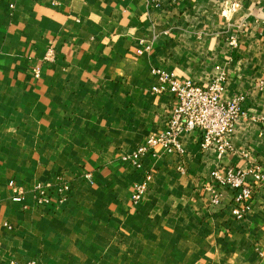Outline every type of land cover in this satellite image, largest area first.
<instances>
[{"label": "crops", "instance_id": "obj_1", "mask_svg": "<svg viewBox=\"0 0 264 264\" xmlns=\"http://www.w3.org/2000/svg\"><path fill=\"white\" fill-rule=\"evenodd\" d=\"M155 68L226 77L233 150L184 131L182 153L124 159L168 128ZM262 83L264 0H0V264H264V186L237 218L212 176L264 171Z\"/></svg>", "mask_w": 264, "mask_h": 264}, {"label": "built area", "instance_id": "obj_2", "mask_svg": "<svg viewBox=\"0 0 264 264\" xmlns=\"http://www.w3.org/2000/svg\"><path fill=\"white\" fill-rule=\"evenodd\" d=\"M181 0H171L172 3H178ZM237 4H230L225 11L234 12ZM55 52L49 49L48 59L54 56ZM51 56V57H50ZM158 75L159 83L153 88L156 93H164L169 86V90L174 94L175 101L168 119V128L162 133H156L148 136L145 142L131 154L124 157L131 160L134 164L137 159L155 147H161L166 152L182 153V144L179 135L184 131H195L200 136L201 147L204 150H217L220 154L233 150L232 138L235 132V125L241 116L243 97L227 98L225 96L227 89V79L225 76L212 79L207 85H198L192 81H182L175 77L174 74L164 71L160 68L153 69ZM36 75L39 71L36 69ZM264 88V84L262 83ZM264 126V115L260 117ZM252 175L253 182H248L247 178ZM212 176L220 186L227 187L233 192V211L237 218H243L249 208L250 202L255 192L264 186V171L261 166L256 165L252 169L243 170L230 167L224 172L216 169ZM146 180L136 187L134 201H139L148 187ZM37 191L41 196L38 198L39 203L49 201L45 196L47 188L39 184ZM69 190V186L62 188V194ZM15 200H21L22 196L18 195ZM65 195L59 199L64 201ZM213 203L219 204L220 197L214 195Z\"/></svg>", "mask_w": 264, "mask_h": 264}]
</instances>
